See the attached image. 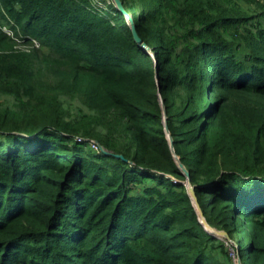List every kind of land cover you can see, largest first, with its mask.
Masks as SVG:
<instances>
[{"label": "trees", "instance_id": "trees-1", "mask_svg": "<svg viewBox=\"0 0 264 264\" xmlns=\"http://www.w3.org/2000/svg\"><path fill=\"white\" fill-rule=\"evenodd\" d=\"M121 1L157 63L113 0H0V264H234L159 86L207 222L264 264V0Z\"/></svg>", "mask_w": 264, "mask_h": 264}, {"label": "water", "instance_id": "water-1", "mask_svg": "<svg viewBox=\"0 0 264 264\" xmlns=\"http://www.w3.org/2000/svg\"><path fill=\"white\" fill-rule=\"evenodd\" d=\"M113 3L116 7V9L121 12L125 17L126 19L128 20L129 22V25H130V28H131V31H132V35L135 39V42L143 49H145L146 51H148L149 53L153 54L152 50L150 49V47L140 38L139 36V33H138V30H137V27H136V24H135V21L133 19V16L125 9L124 7V4L121 0H113ZM153 58L155 60V62L157 63L156 61V58H155V55L153 54ZM156 80H157V83H158V86H159V75H158V71L156 70ZM158 96H159V99H160V103H161V107H162V111H163V116H164V125H165V130H166V134H167V137H168V140H169V144H170V148H171V152L175 158V161L176 163L179 165V167L181 168V170L184 172V174L186 175V178H187V181L185 182V185L188 189V192H189V195L191 196V199L197 209V212H198V215H199V219H200V222L201 224L205 227L206 231L218 238V239H221V237H225V238H228L230 239L228 233L226 231H220L216 228H213L212 226L209 225V223L207 222L205 216H204V213L198 203V199H197V193H196V190H195V187L192 185L191 183V180H190V172L187 170V168L184 166V164L181 162L180 158L177 156L176 152H175V149H174V139L169 131V127H168V120H167V112H166V106H165V102L164 100L162 99L161 97V90H160V86H159V90H158ZM116 157H120L122 158L121 156H116ZM209 229H213L215 234L211 233L209 231ZM217 235L221 236V237H218ZM222 240V239H221ZM240 262H241V258H240ZM242 264V262H241Z\"/></svg>", "mask_w": 264, "mask_h": 264}, {"label": "rangeland", "instance_id": "rangeland-1", "mask_svg": "<svg viewBox=\"0 0 264 264\" xmlns=\"http://www.w3.org/2000/svg\"><path fill=\"white\" fill-rule=\"evenodd\" d=\"M97 3L99 6L105 7V0H96V4ZM7 28H9V27H7ZM40 48H38V49H40ZM220 231H222V230H220ZM219 237H221V236H219ZM221 239L226 243V246L228 247V253L232 257L234 264H241L240 256H239V253L237 252V250L239 249L238 244L236 242L237 238H234L233 241L228 239V238H225V237H221Z\"/></svg>", "mask_w": 264, "mask_h": 264}, {"label": "built area", "instance_id": "built-area-1", "mask_svg": "<svg viewBox=\"0 0 264 264\" xmlns=\"http://www.w3.org/2000/svg\"><path fill=\"white\" fill-rule=\"evenodd\" d=\"M4 29L10 36H13V34H12L13 31L10 28L5 27ZM31 46H33L35 48H40L41 44L37 40H34ZM92 148L95 149V150L99 149L98 145L95 144V143L92 144Z\"/></svg>", "mask_w": 264, "mask_h": 264}, {"label": "bare ground", "instance_id": "bare-ground-1", "mask_svg": "<svg viewBox=\"0 0 264 264\" xmlns=\"http://www.w3.org/2000/svg\"><path fill=\"white\" fill-rule=\"evenodd\" d=\"M209 231H211L212 233H214V234H215V232H214V230H213V229H209Z\"/></svg>", "mask_w": 264, "mask_h": 264}]
</instances>
